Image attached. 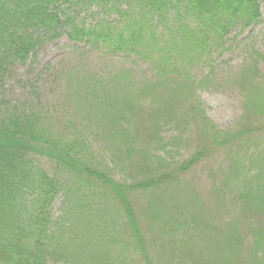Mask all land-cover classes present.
I'll return each instance as SVG.
<instances>
[{
  "label": "trees",
  "instance_id": "1",
  "mask_svg": "<svg viewBox=\"0 0 264 264\" xmlns=\"http://www.w3.org/2000/svg\"><path fill=\"white\" fill-rule=\"evenodd\" d=\"M92 8L117 19L86 24L80 13ZM260 18V0H0V90L3 72L31 60L40 46L63 35L93 51L135 56L150 64L154 72L152 80L138 84L128 69L109 75L75 71L68 79L64 107H52L51 111L40 100L31 103L28 98L2 113L0 264H128L133 254H140L150 264L134 208L136 194L171 190L167 186L175 189L179 176L217 148L264 134V77L256 62L243 70L236 82L243 93L244 114L234 131H221L210 122L192 77L198 64L227 50V38L235 29L247 30ZM146 98L151 100L144 104L147 111L143 105ZM183 108L188 122L198 126L206 141L190 159L171 169L150 145L144 150L139 147L144 140L139 139L142 128L138 121L143 117L150 121L148 142H144L165 150L170 146L161 138V128L180 123ZM97 154L103 155L107 169L133 165V158L139 157L144 162L140 166H165L167 171L138 182L120 183L104 171L95 159ZM39 157L52 163L53 173L40 166ZM252 161H259L253 174L254 169L247 168V175H241L235 164L239 168L235 178L242 187L236 203L243 213L264 220V155L251 156ZM59 198L62 216L56 222L53 206ZM155 201L144 210L155 216L146 218L150 226L162 221L158 215L163 208L156 207ZM116 216L125 218L124 227L136 244L134 248L125 245L113 257L112 249L120 246ZM174 221L179 223L176 228L184 229L189 228L191 219ZM169 222L163 221L161 233L171 239L187 234L167 227ZM256 227L251 230L253 247L246 253L253 264H264V221ZM59 228L61 232H57ZM209 228L205 229L211 236L216 231ZM228 235L226 251L237 256L245 244L240 243L237 229ZM174 240L175 248L193 254L192 262L201 264L204 259L197 248L190 247L187 240ZM219 244L215 241L207 251H214L217 257L224 252ZM187 261L191 262L187 257L180 264H189Z\"/></svg>",
  "mask_w": 264,
  "mask_h": 264
},
{
  "label": "rangeland",
  "instance_id": "2",
  "mask_svg": "<svg viewBox=\"0 0 264 264\" xmlns=\"http://www.w3.org/2000/svg\"><path fill=\"white\" fill-rule=\"evenodd\" d=\"M260 9L261 18L257 24L247 30L235 29L227 38V50L216 55L210 62L198 64L192 71V77L197 84V97L203 110L210 122L224 132L237 129L244 114L243 93L239 84L236 83L238 76L256 62L259 75L264 77V0H260ZM103 18L114 20L117 19V16H106L98 8L80 13V20H84L86 24H92ZM255 54L262 56V58H258ZM124 69L132 71L138 84L154 78L152 66L140 61L135 56H111L100 51H93L83 44L71 43L63 35L54 42H47L40 46L37 54L31 60L24 64L16 63L8 73L3 72L1 74L3 80L0 90V118L8 108L15 105L19 106L28 98L31 103L40 100L51 111H54L56 107H64V101L67 102L66 98L69 96L68 79L75 71H94L109 75ZM150 101L146 98L145 102L143 100V105L150 103ZM5 104L7 106L3 107ZM144 109L147 111L145 105ZM186 114L187 109L183 108L181 113L183 119L180 123L162 126L160 136L164 143L170 146L165 150L157 144L144 142H148L147 137L151 131L150 121L144 117L138 119L139 127L142 128L139 139L144 140L139 142V147L141 146V149L144 150L146 145H150L151 151L164 158L171 169L186 162L200 148L205 146L203 142L206 141L202 138L200 132H203L198 129V126L188 122ZM246 139L243 143L240 142L235 146L217 148L215 153L209 154L191 171L179 176L178 186L175 189L167 186V189L171 190L136 194L134 208L138 212L139 225L143 229L144 239L148 246L150 264H180V262L186 261L187 257L191 261H187V263L194 264L191 259L194 255L185 254V251L175 248V245H172L176 242L174 239L177 241L180 239L182 241L187 240L186 242L190 244H185L197 248L198 256L204 259L201 264L205 262L210 264H229L230 262L233 264H253L249 261L246 252L250 247H253L252 232L258 229L257 224L263 223L264 220L261 217L253 218L252 215L243 213L240 208L241 205L236 203L242 187L237 183L238 179L235 178L239 175L235 169L240 168L241 175H247V168L254 169L252 174L258 171L259 165L257 163L259 161L251 162V156L257 158V155H264V134ZM94 144L96 152H99L100 144L97 139ZM95 159L103 165L104 171L106 170L111 177L120 183L138 182L167 171L165 166L142 167L140 165L144 162L139 157L133 158V165H117L112 169L105 167L106 162L104 163L102 154H97ZM36 161L48 173H53V165L48 159L39 157ZM249 162L251 164L247 166L246 164ZM236 163L239 168L235 166ZM154 199L156 200L155 206L163 208L158 215L162 221L157 225L150 226L149 220L146 218L150 219L155 216L145 214L144 210ZM61 203L59 198L53 206L56 222L62 216ZM116 218L119 224L118 240L120 246L112 249L114 251L111 253L113 257H116L125 245L134 248V244H136L130 231L124 227L125 218L123 220L121 217L116 216ZM178 218L191 219L188 223L189 228H176L179 223L174 220ZM252 219H254L253 222ZM163 221H170L167 227L171 226L175 231L180 229L181 234L186 230L187 234L183 236L178 234L177 238L171 239L168 234L160 232ZM207 226L210 227V230L212 229V233L216 232L208 236L211 233L205 229ZM235 229L242 238H240V243L245 244L237 256L226 251L227 245L230 244V236L235 232H232L231 235L228 233L235 231ZM57 232H61L60 228L57 229ZM217 232L218 235L215 237ZM215 241L220 242L219 247L224 251L222 254H217V257L214 251H207L210 246H214ZM173 250L174 254L172 253ZM49 264L69 263L50 262ZM128 264L148 263L140 254L138 256L133 254L130 256Z\"/></svg>",
  "mask_w": 264,
  "mask_h": 264
}]
</instances>
